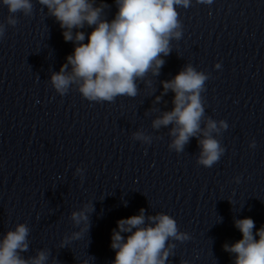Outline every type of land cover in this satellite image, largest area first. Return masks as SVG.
Wrapping results in <instances>:
<instances>
[{
    "label": "clouds",
    "instance_id": "1",
    "mask_svg": "<svg viewBox=\"0 0 264 264\" xmlns=\"http://www.w3.org/2000/svg\"><path fill=\"white\" fill-rule=\"evenodd\" d=\"M0 2L10 13L7 25L18 23L16 13L25 16L33 13L31 0ZM38 2L58 21L64 40L75 45L74 52L66 57V63L51 75V86L63 96L75 85L83 98L101 103L114 102L118 96L134 98L139 93L137 81H144L149 73L159 75L165 63L163 57L172 52L171 42L182 37L177 8H188L192 0H115L118 11L111 21L102 18L104 9L109 7L103 0L99 6L96 0ZM196 2L211 4L213 0ZM86 25L93 30L87 36L88 42L84 43L85 33L79 29ZM5 31V24L0 23V39ZM215 67L219 69L221 65L217 63ZM208 79L209 74L187 64L173 79L162 81L163 94L174 93L173 108L154 119L152 128L158 130L173 125L169 131L172 139L168 147L177 153L184 152L190 138L197 137L200 148L197 164L211 168L225 152L216 136L226 130L228 124L205 115L201 94ZM160 100L161 97L157 96L156 102ZM132 138L145 144L152 142V138L142 131L134 132ZM249 146L255 148V141ZM77 173L81 174L82 170L78 168ZM235 181L239 183L240 177ZM92 211V205L85 204L71 213L73 224H83V227L71 236H65L60 247H66L69 241L80 239L88 231L89 213ZM234 224L242 239L232 244L225 243L224 251L234 255V264H264V226L254 233L255 222L247 217L235 219ZM29 233L27 224L19 223L14 230H8L0 237V264H47L48 250H38L29 258L22 256L29 249ZM189 239V234L179 230L172 216L165 213L146 216L145 209L141 208L138 215L117 221V228L113 229L111 236L110 247L115 251L112 264H167L176 247L169 241ZM83 264L89 262L86 260Z\"/></svg>",
    "mask_w": 264,
    "mask_h": 264
}]
</instances>
